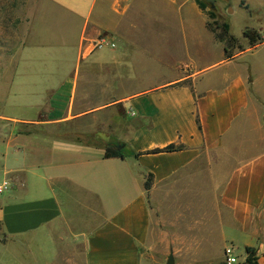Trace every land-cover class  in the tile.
<instances>
[{
  "label": "crops",
  "instance_id": "1",
  "mask_svg": "<svg viewBox=\"0 0 264 264\" xmlns=\"http://www.w3.org/2000/svg\"><path fill=\"white\" fill-rule=\"evenodd\" d=\"M239 9L261 33L264 0ZM205 19L194 0L28 5L25 44L0 76V181L11 185L1 237L46 241L43 264H71L63 250L82 264H162L171 251L179 264L176 252L200 251L182 226L203 207L204 189L192 195L204 178L208 200L211 154L222 152L231 165L212 179L217 227L205 239L218 256L199 264H224L228 246L238 264H264V38L225 60L213 38H187L209 33ZM170 145L182 149L148 153ZM107 147L123 159H105Z\"/></svg>",
  "mask_w": 264,
  "mask_h": 264
},
{
  "label": "rangeland",
  "instance_id": "2",
  "mask_svg": "<svg viewBox=\"0 0 264 264\" xmlns=\"http://www.w3.org/2000/svg\"><path fill=\"white\" fill-rule=\"evenodd\" d=\"M194 2L206 18L205 25L212 24L214 20L219 24H227L229 35L237 38L240 44L243 42L242 32L245 28H253L257 30L255 22L252 19H249L243 10L239 9L235 13L232 11V8L234 9L235 6L238 5L249 8L251 0H215L214 9H211L209 2H206L205 0H194ZM35 3L36 0H0V76L10 67L11 57L15 55V52L21 47V45L25 44V36L28 30L24 24L25 14L28 5L32 6ZM210 14H214L215 19L209 18ZM260 29H262L260 34L262 38H264V27ZM209 33L202 30L194 35H188L187 32V38H213L212 34ZM178 38H185L180 25L178 29ZM220 53L219 49H216L215 47L211 49L210 53L202 58L200 62H206L205 65H207V63L211 64L216 60V57H218ZM232 53L234 55L237 54V50H233ZM6 113L8 114V112ZM230 165V155H225L222 152L212 153L211 175L208 183V200L207 182L205 178L203 180V188L202 185L193 187L194 192L192 196H195L196 191L204 189V194L202 195V197H204V204L203 207L199 209L201 204L197 207L196 202H194L192 208L193 216H188L183 223L182 229L187 231L188 237L192 239L191 242L187 243L189 250H192L195 248V245H197V248H200V251L192 250L176 252L179 264L201 263L202 261L197 257L201 256L202 252L204 256H218L219 243L217 239L214 237L209 243L205 241L208 234L214 233L217 227V218L214 217L216 209L212 193L214 189L212 179L215 180L217 184L221 178L226 175ZM183 189L186 190L187 188ZM151 205L152 207L154 206L153 203H151ZM167 206H170V204L167 203ZM163 226L164 230H169L168 221L165 222ZM42 245L45 246V248ZM47 246L48 243L42 240L39 245L31 244L28 246H17L9 243L0 235V264H43V262L47 261L50 257V253L47 251ZM61 255L66 258L65 262L82 264L81 252L79 250L75 253L70 250H63ZM161 263L165 264L166 261L164 262V260H162Z\"/></svg>",
  "mask_w": 264,
  "mask_h": 264
},
{
  "label": "trees",
  "instance_id": "3",
  "mask_svg": "<svg viewBox=\"0 0 264 264\" xmlns=\"http://www.w3.org/2000/svg\"><path fill=\"white\" fill-rule=\"evenodd\" d=\"M209 18L215 19L214 14H210ZM207 30L212 34L213 39L223 45V51H224V59L225 60H231L234 57V54L232 53L233 50H237V53H241L245 51L243 46L239 43L237 38H234L233 36L229 35L228 26L227 24H219L216 20L212 22V24L206 25ZM242 38L247 41L248 48H254L256 45L261 43V36L260 33L253 29V28H245L242 32ZM182 149L181 146H174L170 145L167 146L161 150H153L148 152L149 154H159V153H173L180 151ZM104 158H120L123 159V155L119 152H116L113 148L107 147L105 149ZM152 185V179L151 175H148L145 178L144 181V190L148 193L151 189ZM249 253L250 250H247ZM247 264H255L252 263V259L246 260Z\"/></svg>",
  "mask_w": 264,
  "mask_h": 264
},
{
  "label": "built area",
  "instance_id": "4",
  "mask_svg": "<svg viewBox=\"0 0 264 264\" xmlns=\"http://www.w3.org/2000/svg\"><path fill=\"white\" fill-rule=\"evenodd\" d=\"M102 46H107V44L103 41H100L97 45V48H101ZM113 47V45H108ZM10 183L7 181H0V196L10 190ZM224 264H238L237 257L233 255V248L228 246L224 249Z\"/></svg>",
  "mask_w": 264,
  "mask_h": 264
},
{
  "label": "water",
  "instance_id": "5",
  "mask_svg": "<svg viewBox=\"0 0 264 264\" xmlns=\"http://www.w3.org/2000/svg\"><path fill=\"white\" fill-rule=\"evenodd\" d=\"M205 1L206 2H209L211 9H214V2H215V0H205ZM165 264H173V254H172L171 251L169 252V255H168V258H167V261H166Z\"/></svg>",
  "mask_w": 264,
  "mask_h": 264
}]
</instances>
